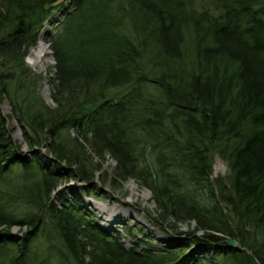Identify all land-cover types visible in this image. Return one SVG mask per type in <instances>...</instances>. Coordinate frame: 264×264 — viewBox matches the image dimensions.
Instances as JSON below:
<instances>
[{"label":"trees","instance_id":"1","mask_svg":"<svg viewBox=\"0 0 264 264\" xmlns=\"http://www.w3.org/2000/svg\"><path fill=\"white\" fill-rule=\"evenodd\" d=\"M44 33L52 105L25 63ZM105 157L190 241L126 247L50 202ZM0 264H264V0H0Z\"/></svg>","mask_w":264,"mask_h":264},{"label":"rangeland","instance_id":"2","mask_svg":"<svg viewBox=\"0 0 264 264\" xmlns=\"http://www.w3.org/2000/svg\"><path fill=\"white\" fill-rule=\"evenodd\" d=\"M47 34L44 33L40 37L44 47H46V56L43 59L42 68L40 66L32 67L28 62L27 56L35 47L28 52L25 63L34 73L41 76L39 89L41 99L46 104L52 105L47 79L53 72L54 62L51 58L50 47L46 42ZM1 110L3 114H10V108L6 101L1 105ZM7 130L13 141L21 142L20 129L13 119L8 123ZM21 151L25 152L24 156L28 154L24 145L21 146ZM92 161L98 163L100 160L93 157ZM99 165H101V173L96 174V182L94 181L89 185L78 180H68L66 183H61L50 193V202L57 204L60 196L66 198L71 196L83 209H86L94 224L106 232L115 233L126 247H129L133 241H138L144 246L150 245L164 250L175 243L183 245L190 241L188 234L195 229L194 223L161 221L147 189L139 186L133 179L126 181L113 179V162L108 157H105ZM226 174L227 170L224 163L217 158L212 167L211 179L224 178ZM100 205L119 206V209L129 212L131 217L121 218L122 221L115 223L108 222L109 217L102 215L98 207ZM18 228L13 226L10 229L11 233L18 235L25 233L26 228L24 226L21 229ZM40 238L42 239V237ZM204 247L201 246V249Z\"/></svg>","mask_w":264,"mask_h":264},{"label":"bare ground","instance_id":"3","mask_svg":"<svg viewBox=\"0 0 264 264\" xmlns=\"http://www.w3.org/2000/svg\"><path fill=\"white\" fill-rule=\"evenodd\" d=\"M46 56V47H44L43 41L40 39L33 50L28 54V62L30 66H40L42 68L43 59ZM103 216L109 217L108 222L122 221L121 218L127 219L131 217V214L127 211L119 209V206H98Z\"/></svg>","mask_w":264,"mask_h":264},{"label":"water","instance_id":"4","mask_svg":"<svg viewBox=\"0 0 264 264\" xmlns=\"http://www.w3.org/2000/svg\"><path fill=\"white\" fill-rule=\"evenodd\" d=\"M229 247H232V248H237L238 246V244H237V241L236 240H234V239H226L225 241H224Z\"/></svg>","mask_w":264,"mask_h":264}]
</instances>
